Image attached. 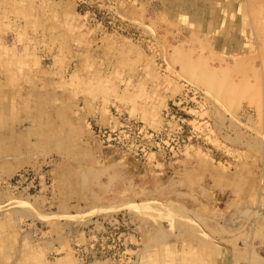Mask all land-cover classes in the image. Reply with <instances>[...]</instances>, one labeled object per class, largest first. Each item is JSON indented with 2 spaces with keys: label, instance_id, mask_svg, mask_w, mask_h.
I'll use <instances>...</instances> for the list:
<instances>
[{
  "label": "rangeland",
  "instance_id": "374dc122",
  "mask_svg": "<svg viewBox=\"0 0 264 264\" xmlns=\"http://www.w3.org/2000/svg\"><path fill=\"white\" fill-rule=\"evenodd\" d=\"M18 110L0 264H264V0H0Z\"/></svg>",
  "mask_w": 264,
  "mask_h": 264
},
{
  "label": "crops",
  "instance_id": "0c3cea01",
  "mask_svg": "<svg viewBox=\"0 0 264 264\" xmlns=\"http://www.w3.org/2000/svg\"><path fill=\"white\" fill-rule=\"evenodd\" d=\"M29 112L33 113L32 110ZM11 113L9 116L6 114L5 116L3 115L0 122L1 154L8 162L7 165L0 168V176H13L20 170L34 165V162L31 159L27 158L22 161L21 159L16 158V153L18 152V155L20 154L21 146L25 143L21 125H19L23 112L18 110ZM30 131H34L33 128ZM25 155V157H27V154Z\"/></svg>",
  "mask_w": 264,
  "mask_h": 264
},
{
  "label": "built area",
  "instance_id": "2783aa9c",
  "mask_svg": "<svg viewBox=\"0 0 264 264\" xmlns=\"http://www.w3.org/2000/svg\"><path fill=\"white\" fill-rule=\"evenodd\" d=\"M28 175H29L28 173H24V174H22V175L20 176V179H23V178L27 177Z\"/></svg>",
  "mask_w": 264,
  "mask_h": 264
},
{
  "label": "bare ground",
  "instance_id": "6f19581e",
  "mask_svg": "<svg viewBox=\"0 0 264 264\" xmlns=\"http://www.w3.org/2000/svg\"><path fill=\"white\" fill-rule=\"evenodd\" d=\"M248 84V83H247Z\"/></svg>",
  "mask_w": 264,
  "mask_h": 264
}]
</instances>
